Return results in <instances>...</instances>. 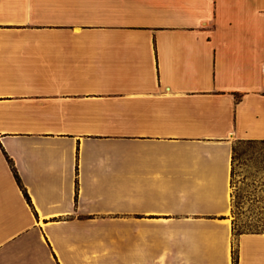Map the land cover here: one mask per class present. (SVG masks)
I'll use <instances>...</instances> for the list:
<instances>
[{
	"label": "crops",
	"instance_id": "obj_1",
	"mask_svg": "<svg viewBox=\"0 0 264 264\" xmlns=\"http://www.w3.org/2000/svg\"><path fill=\"white\" fill-rule=\"evenodd\" d=\"M242 141L264 0H0V264H264Z\"/></svg>",
	"mask_w": 264,
	"mask_h": 264
},
{
	"label": "rangeland",
	"instance_id": "obj_2",
	"mask_svg": "<svg viewBox=\"0 0 264 264\" xmlns=\"http://www.w3.org/2000/svg\"><path fill=\"white\" fill-rule=\"evenodd\" d=\"M233 156V232L264 231V145L237 142Z\"/></svg>",
	"mask_w": 264,
	"mask_h": 264
},
{
	"label": "trees",
	"instance_id": "obj_3",
	"mask_svg": "<svg viewBox=\"0 0 264 264\" xmlns=\"http://www.w3.org/2000/svg\"><path fill=\"white\" fill-rule=\"evenodd\" d=\"M14 172H15V174H16V177H17L19 183L21 184V179H20L19 174H18V172L16 171V169H14ZM21 185H22V184H21ZM247 231H261V230H247ZM241 232H242V231H241ZM233 258H234V263L237 264V261H238V254H237V250H236V249L233 251Z\"/></svg>",
	"mask_w": 264,
	"mask_h": 264
}]
</instances>
